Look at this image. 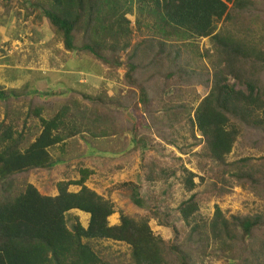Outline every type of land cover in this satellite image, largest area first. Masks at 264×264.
Wrapping results in <instances>:
<instances>
[{"label": "trees", "instance_id": "1", "mask_svg": "<svg viewBox=\"0 0 264 264\" xmlns=\"http://www.w3.org/2000/svg\"><path fill=\"white\" fill-rule=\"evenodd\" d=\"M10 1L0 0L4 7ZM149 1L139 0V6L155 18L146 24L152 35L134 44L126 18L129 0L21 1L23 9L38 11L66 51L85 52L113 70L123 66L129 89L123 95L126 103L106 89L96 95L51 90L55 97L80 95L93 107L76 109L79 100L71 97L55 115L44 118L40 107L31 106L28 117L38 119L42 130L24 147V133L14 121H0V264H198L208 257L224 264H264V214L226 217L215 206L210 219L202 218V197L195 189L205 178L181 157L201 145L194 154L215 168L204 195L223 198L237 186L264 201V155L227 159L238 141L251 148L264 146V6L257 0ZM118 38H124L121 44ZM201 38L213 41L211 55L190 41ZM205 57L210 67L202 64ZM13 96L0 89L1 101ZM114 109L131 114L128 148L121 154L137 149L146 185L144 193L141 184L118 187L129 189L130 201L143 214H120L119 223L110 225L114 205L85 185L93 175L87 168L78 167L77 180L56 183L55 196L41 194L30 183L19 186L20 175L60 164L51 158V147L82 133L106 137L93 128ZM144 129L159 141L151 144L141 134ZM188 139L193 142L185 143ZM170 180L190 194L176 209L170 207L168 188L159 193L153 188ZM71 185L78 191H69ZM73 210L89 215L86 227L77 215L67 220ZM151 220L170 228L172 239L155 235ZM109 240L129 247L125 260L107 259L90 244Z\"/></svg>", "mask_w": 264, "mask_h": 264}, {"label": "rangeland", "instance_id": "2", "mask_svg": "<svg viewBox=\"0 0 264 264\" xmlns=\"http://www.w3.org/2000/svg\"><path fill=\"white\" fill-rule=\"evenodd\" d=\"M21 1L24 0H12L5 5L6 7L0 2V89L6 95L10 93L14 95L8 100H0V121L4 120L5 123H8L12 120L14 122L11 124L15 125L18 131H23L25 143L22 144V147L33 141L42 130L38 119L33 116L28 117L31 106L35 109L40 107L44 118H51L55 115L61 104L70 101L71 97L79 100L76 109L93 107L87 101L81 100V96L77 94L71 96L72 93H69L64 97L52 96L49 92L53 89L65 88L93 95L99 94L101 89H106L109 96L114 95L116 100L122 101V103L127 102L123 98L129 89L123 81L125 70L123 66L113 70L95 58L88 57L85 52L66 51L60 37L51 30L46 20L37 14L38 11L36 9L31 10L30 7H27L28 10L23 9L20 5ZM33 1L28 0L29 3ZM257 1L258 6H264V0ZM144 2L145 5H150L149 0H144ZM127 8L126 18L130 21L128 27L132 31L130 44L152 35V30L147 29L146 24H152L155 18L147 15V8L141 10L139 0H129ZM261 27L263 26L261 25ZM220 28L221 24L218 23L216 29ZM123 40L124 38H118V43L121 44ZM190 41L196 43L201 52L208 50L209 55H211L213 51L211 39L201 38ZM258 44L261 45L260 39ZM123 60L124 58L121 57L120 61ZM209 60L208 57L203 58L202 64L210 67ZM230 82L235 83L234 80H230ZM145 84L148 87V84ZM197 90L202 96L205 95L206 91L203 88L199 87ZM134 98L137 99V95ZM198 102L199 100H196L195 105ZM123 111L114 109L109 119L102 117L103 120L99 121L98 125L93 128L95 134L100 136L101 133H104L103 135H107L106 137L93 139L85 133L69 143L67 142L68 150L65 153H61L60 148H56V146L51 147L48 150L51 158L53 160L63 159V163L51 170L38 169L20 175L17 179L19 186L30 183L41 194L55 196L57 194L56 183L77 180L79 178L77 173L79 165H90L87 160L88 163L81 162L80 159L90 156V153L95 151L98 146L104 151L100 157L110 159L105 164H101L98 169L95 165H90L95 174L86 181L85 185L113 203L115 212L108 218L109 224H118L120 214H143L144 211L134 206L130 201L129 189L118 187L121 183L141 184V193L145 192L146 187L142 179L137 149H130L121 154L128 148L130 132L127 129H129L132 121L131 114ZM141 134L146 135L151 144L154 140L159 141L145 129ZM113 135L115 136L111 137ZM196 135L197 133H195ZM82 139L88 145L84 146L85 143L82 142ZM192 142V139H188L185 143L190 144ZM173 151L178 155L176 150ZM200 151L201 145H198L188 150L187 154L181 157L187 168L199 177L205 178V183H199L195 189V192L202 197L199 209V215L202 218L210 219L215 206H218L226 217L236 214H264V201L241 187H233L232 193L223 198L204 195L202 190L210 183L209 177L212 169L215 168L199 155L194 154V152ZM120 154L123 156L120 157ZM260 155H264V146L251 148L245 141L241 140L234 144L227 159L233 161L238 158L258 157ZM195 182H199L198 177L195 178ZM168 184L171 186L168 187ZM153 188L157 193L168 188L167 199L171 209H176L177 205L190 195L175 180H170L164 184L158 183ZM78 189L79 187L73 185L68 188L72 192H76ZM72 215H77L81 225L86 227L89 219L88 214L73 210L66 215L67 220H70ZM149 225L155 235L162 237L165 241L172 239L170 228L159 225L155 220H151ZM177 226L181 227L182 224L177 221ZM90 244L101 256L113 261L117 260L115 259L117 257L125 260L129 253V247L124 243L109 240L91 241ZM198 264L224 263L222 260H218V257H208L203 259V263L199 262Z\"/></svg>", "mask_w": 264, "mask_h": 264}, {"label": "crops", "instance_id": "3", "mask_svg": "<svg viewBox=\"0 0 264 264\" xmlns=\"http://www.w3.org/2000/svg\"><path fill=\"white\" fill-rule=\"evenodd\" d=\"M80 82H81V80H79ZM83 134H85V133H82V134H79V135H76V136H74V137H72V138H69V139H67V140H64L63 142H61V144H58V145H56V148H60V151H61V153H65L67 150H68V143L71 141V140H73V139H76V137H80L81 135H83ZM89 136V135H88ZM115 135H113V136H111V137H114ZM89 138H91V137H89ZM94 139V138H93ZM99 141H101V140H99ZM68 142V143H67ZM82 142L83 143H85L84 144V146H86V145H88V143H86L83 139H82ZM92 145V144H91ZM94 146H97V145H94ZM79 147V146H78ZM67 148V149H66ZM65 149V150H64ZM98 151H100V149L98 148V146H97V148H96V150L95 151H92L91 153H90V156H88V157H85V158H81L80 159V161L82 162V161H85L86 162V160L90 163V165H95L96 167H97V169L100 167V165L101 164H105L106 162H108L109 161V159H105V158H102V157H100V154H104V153H100V152H98ZM94 156H96V157H94ZM116 157H118V156H116ZM115 157V158H116ZM120 157H122V156H120ZM88 162H86V163H88ZM63 163V159H61V162H60V164L59 165H61ZM90 165H85V164H80L79 165V168L80 167H82V168H87V169H90V170H92L93 168H91L90 167ZM93 171V170H92ZM94 172V171H93ZM93 174H95V173H93Z\"/></svg>", "mask_w": 264, "mask_h": 264}]
</instances>
